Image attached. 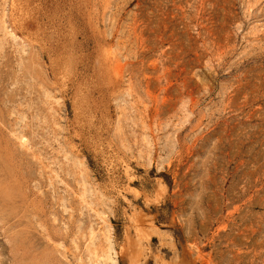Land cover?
Masks as SVG:
<instances>
[{"label":"rangeland","instance_id":"obj_1","mask_svg":"<svg viewBox=\"0 0 264 264\" xmlns=\"http://www.w3.org/2000/svg\"><path fill=\"white\" fill-rule=\"evenodd\" d=\"M0 264H264V0H0Z\"/></svg>","mask_w":264,"mask_h":264}]
</instances>
